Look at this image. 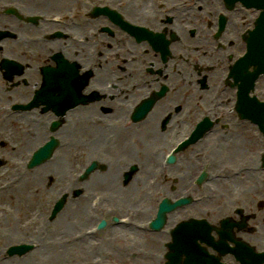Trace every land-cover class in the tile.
Segmentation results:
<instances>
[{
    "label": "flooded vegetation",
    "instance_id": "af4514ba",
    "mask_svg": "<svg viewBox=\"0 0 264 264\" xmlns=\"http://www.w3.org/2000/svg\"><path fill=\"white\" fill-rule=\"evenodd\" d=\"M140 0H135V3ZM144 3V10L148 11L145 19V25L151 30L158 31L164 38L172 39L175 42L177 49L183 48L187 41L185 29L178 17L165 13L162 8L153 6L150 1L141 0ZM12 3L16 6L17 12H2L0 13V32L5 33L0 36V60L13 58L20 63L17 71L4 72L0 68V171L10 169V161L21 160L25 157L26 150L31 140L38 136V107L30 110H15L12 104L14 102H26L34 98L38 94V21H27L26 15L36 14L37 2L24 5L23 0H0V4ZM112 26V25H111ZM116 29L115 26H112ZM123 33H114L115 39ZM69 37L68 35L63 38ZM112 39L106 33L102 34L101 44H109L112 47L117 39ZM132 40L136 46L137 43ZM146 45H143L145 48ZM140 47L139 52H142ZM143 55V54H142ZM117 59H122L118 57ZM145 59V58H143ZM197 66L200 68V73L196 71V81L194 87H188V74L186 59H169L163 62L161 57L156 54L148 59V65L156 68L157 72L151 75L149 84L151 91L158 89L162 83L176 88L174 94H170L160 102L164 113H173L176 110L177 115L172 119L175 127L166 128L171 119V115H167L165 126L163 123L160 128L162 131L170 134L176 130V127L183 125V114H187L190 110H196L194 101H201L209 105V100L214 91V85L219 83L222 76L227 71V63L225 59H197ZM254 71V66L248 65L243 70V82L249 86L251 84V72ZM206 75L208 82L207 88H202L198 83V78ZM260 77L257 76L255 81ZM213 86V87H212ZM264 89V88H263ZM262 89V91H263ZM261 97L264 98V93L261 92ZM38 105V104H37ZM264 112V105L260 106ZM160 118L156 114L152 121H157ZM258 136L254 137L257 140L256 150L264 145V134L258 129ZM252 137L248 140L251 141ZM247 153L251 152L250 147L246 148ZM197 164L193 162L190 169H196ZM216 167V166H215ZM14 172L16 169H12ZM264 171V169H263ZM246 190V184L242 183L241 188H236V191ZM241 192L240 195L249 197V204H242L245 208L246 215L236 214L232 212L237 225H231L226 230H215L220 224V220L224 216H217L213 219L210 213H215V205L217 199H204L195 202L192 205V210L197 216L196 219H207L208 217L214 225L212 230L204 228L205 232L199 231L184 232L178 242V263L177 264H264V256H258L253 259L243 260L240 255L234 252L235 248L246 249L242 244L250 243L256 247L259 253L264 252V205L259 206L258 200L264 201V189H257L252 193ZM222 202V200H221ZM182 213H187L182 210ZM207 213V214H206ZM252 214V215H251ZM183 218L180 221L190 219ZM187 227H193V222H190ZM128 228V227H124ZM207 233V234H206ZM212 235L213 239L209 236ZM172 240V231L169 235L155 234L152 236L137 235L144 242L135 240L130 236L122 234H113L108 232L107 235L101 236L98 248H91V241L87 243V259L98 257L104 264H168L170 261L168 256L175 251L169 246ZM231 239V240H230ZM228 240V241H227ZM227 242L230 247L229 252L220 253L214 249V245H218L221 249L227 248ZM145 248V252L143 250ZM264 255V254H263Z\"/></svg>",
    "mask_w": 264,
    "mask_h": 264
},
{
    "label": "rangeland",
    "instance_id": "374dc122",
    "mask_svg": "<svg viewBox=\"0 0 264 264\" xmlns=\"http://www.w3.org/2000/svg\"><path fill=\"white\" fill-rule=\"evenodd\" d=\"M170 1H179V0H170ZM187 11H190V10H187ZM179 16H180V19H181L180 22H181V24H183L182 26H183L184 29H185L186 26H194L196 28L195 31L198 32L199 29H198L197 26H200V25L203 24V18H202L203 15L201 13L195 11V10H194V12H186V13H185V10H182V12L179 13ZM76 30H79L80 32L88 33V30H81L79 28H76ZM230 32H232V31H230ZM237 33H238V29H237ZM200 35H201V32L199 31L197 33V37H200ZM240 47H241V44L237 43L235 45L236 51L239 50ZM42 50H43V45H39L38 46V51H42ZM65 50H67V49H65ZM194 50H195L194 44H192V46L190 48H187V55H188V57H191V59H195L194 58V55H193ZM200 56H201V59L205 58V55H203V54L200 55ZM147 128L148 127H144V128L141 127V128L136 129V130H130V131L132 133V136L139 137V135H143V132ZM229 129H231L233 131L234 135L238 136L240 139L245 138V137L248 138V136H249V138L252 137V139H251V141H252V143H251L252 144L251 151L253 152V151H255L257 149L256 148V146H257V140L254 137L258 136L259 134H258V129H257L256 126H253V125L249 124L248 122H243V124H241V123H239V122L236 121L235 122V125L233 127L229 128ZM221 131L222 130L220 129V132ZM218 135L219 134L216 133V134H214L212 136H218ZM177 137H178V135L176 137H174L171 141H169L168 144L165 147H168L171 144V142L174 141V139H176ZM73 138H77L78 140L81 141L80 135L78 133H76V132H74ZM116 145H117V142H112V147L110 148V151H112V149ZM163 145H164V141H162V140H160L159 142H156L154 144V146H152V148H154V152L152 153V155L147 154L146 156L143 157L147 162L152 163L156 167V169H157V166H158L159 155H157V153L155 154V151H158V150L161 151L162 148H163ZM246 146H247V140H246V143H244L242 145V149L244 150V148H246ZM195 148L196 147H191L190 149H188V153H186V155L187 156H190L191 154H193L195 152ZM136 151H139V149H136ZM220 158L221 157H218V159H220ZM130 161L131 162H136L141 167V170L139 171V174L142 172V170L143 171L145 170V165H143V163H140L139 160L129 159V162ZM234 164H237V162H235ZM128 167H129V165L126 166L125 171H126V169H128ZM142 167H143V169H142ZM107 173H108V171L107 170H104V172L102 174L105 175ZM173 173L175 174V167L173 168ZM27 176H28V178H30V177H34L35 175H32V173H30ZM120 177L121 178H120L119 186L122 187V186H124V183H123L124 174H123V172L121 173V176ZM143 182L144 181L140 182L139 184H142ZM231 182L232 181L222 182L220 185H227V184H229ZM28 183H31V180L30 179H28ZM89 183H91V180L88 182V184ZM184 184H186V183H184ZM129 185L132 186V181L129 183ZM49 186H50V189L47 192H45V195L47 196V197H45V200H46V198L48 200L49 196L50 195L52 196V192L53 191H56V189H54L52 187V183H50ZM101 186L105 190L110 191L113 196L119 195L122 198H124V200H129L130 199L129 197H130V195L133 192L132 189H130L128 193H122L124 191L123 189H118L119 191L116 192L117 191V188H115V189L114 188H111L110 183H105V184L103 183ZM85 189H86V187H83V190H85ZM21 191H23V190H18L17 192L20 193ZM15 192L16 191L14 189H12L9 194H5L2 197H0V203H3V204L8 205V198L11 197V196H15L16 195ZM217 203H221L220 197L217 198ZM243 204H245V205H248L249 204V197L245 199V201L243 202ZM23 209H25L28 212H33L34 206L33 207H28V208H24L23 204H19V205L13 206L12 211L9 212V214H8V215H10L9 216L10 222L0 224V227H2L3 225H9V224H10V226L14 227L15 226L14 223H20V222H22V220L24 221L26 219V216H22V214L25 215V213H22V210ZM45 213H48V210L45 211ZM5 214H7V213H5ZM39 214H44V213L41 212V210H40L38 212V215ZM70 217H73L72 219H74V222H76L75 224H78L77 222L80 221L79 218H82V215L81 214H78V215H70ZM41 231L44 232V233H46V231L43 230V229ZM51 231H53V230H51ZM38 235H39V233H38ZM62 235H64V234L59 233V234H51L50 236L57 237V239H58L59 237H62ZM26 238H28V237H26ZM53 264H54V261H53Z\"/></svg>",
    "mask_w": 264,
    "mask_h": 264
},
{
    "label": "bare ground",
    "instance_id": "6f19581e",
    "mask_svg": "<svg viewBox=\"0 0 264 264\" xmlns=\"http://www.w3.org/2000/svg\"><path fill=\"white\" fill-rule=\"evenodd\" d=\"M96 129H90V133L91 136H93V139L98 140V141H103L106 139L107 137V133L105 131H102L99 126L94 127ZM124 131H126V129L123 128ZM122 141V147L127 149V150H132V148H134V144H136V142L134 141V138L132 137H122L121 138ZM61 170V169H60ZM152 171V169L150 170ZM149 171V172H150ZM117 173H113L110 175H106V176H102V177H97V181H101L102 179L108 180L111 184H115L116 183V178H117ZM31 184L33 185L32 188L29 187V189H26V201H25V206H30L33 203L34 198L36 197L37 193H38V189H40V187H38V178L34 181L31 182ZM242 184H238L236 186V188H241ZM89 207H91L92 205L87 204ZM36 215V214H35ZM33 222H35V229L40 230L41 229V225H40V221L38 220V218H36L35 216L33 217ZM119 231L122 232H126L127 230L125 228H121ZM130 232H136V231H130ZM49 250L48 248H45L43 250V255L45 254H49ZM51 257H49L48 259H50Z\"/></svg>",
    "mask_w": 264,
    "mask_h": 264
}]
</instances>
